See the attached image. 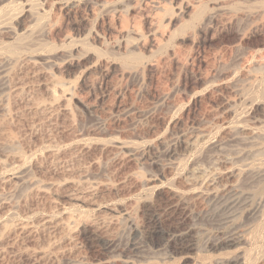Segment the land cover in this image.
Wrapping results in <instances>:
<instances>
[{
	"label": "rangeland",
	"instance_id": "1",
	"mask_svg": "<svg viewBox=\"0 0 264 264\" xmlns=\"http://www.w3.org/2000/svg\"><path fill=\"white\" fill-rule=\"evenodd\" d=\"M24 254L264 264V0H0V264Z\"/></svg>",
	"mask_w": 264,
	"mask_h": 264
},
{
	"label": "bare ground",
	"instance_id": "2",
	"mask_svg": "<svg viewBox=\"0 0 264 264\" xmlns=\"http://www.w3.org/2000/svg\"><path fill=\"white\" fill-rule=\"evenodd\" d=\"M73 6H75V5H73ZM78 6V5H77ZM77 6H75V7H77ZM75 7H72V8H75ZM21 87V86H20ZM23 87V86H22ZM32 93V92H31ZM27 107V106H26ZM25 107V108H26ZM53 108V107H52ZM50 109V108H49ZM45 113V112H44ZM50 113H51V111H50ZM49 119V118H48ZM39 122V121H38ZM42 123V122H41ZM37 124V123H36ZM44 124V123H43ZM59 133V132H58ZM57 133V134H58ZM61 133V132H60ZM64 133V132H63ZM52 135V134H51ZM34 137V136H33ZM56 138V137H55ZM54 138V139H55ZM43 139V138H42ZM47 140V139H46ZM57 140V139H56ZM56 142V141H55ZM43 143V142H42ZM49 149V148H48ZM52 150H54V149H52ZM169 151H170V149H168ZM80 151V150H79ZM167 152V151H166ZM171 152V151H170ZM178 154V153H177ZM57 160V159H56ZM58 162V161H57ZM161 164V163H160ZM157 165V164H156ZM59 167H61V166H59ZM62 168V167H61ZM76 170V169H75ZM63 174V173H62ZM67 174V173H66ZM71 174V173H70ZM83 188V187H82ZM222 188V187H221ZM220 188V189H221ZM224 188V187H223ZM222 190V189H221ZM220 190V191H221ZM224 190V189H223ZM222 190V191H223ZM232 190V189H231ZM226 191H227V189H226ZM234 191V190H233ZM83 192V191H82ZM91 192V191H90ZM228 192V191H227ZM218 193V192H217ZM230 193V192H229ZM235 193V192H234ZM234 193H233V195H234ZM236 193H237V191H236ZM223 194V193H222ZM228 194V193H227ZM72 195H74V194H72ZM236 195V194H235ZM58 196V195H57ZM68 196V195H67ZM80 196V195H79ZM78 196V197H79ZM217 196V195H216ZM220 196H221V194H220ZM222 196H224L225 197V195H222ZM219 197V194H218V196L217 197H219V199H218V203H217V205H219V208H218V212H219V210L221 211V212H226L227 210H230L231 208H233L235 205H236V203H237V201H238V197L236 198V196H235V198L233 197V196H231V197ZM227 196V195H226ZM228 196H229V194H228ZM78 197H77V199H78ZM81 197H83V196H81ZM87 198V197H86ZM92 198H93V195H92ZM215 199H216V197H215ZM78 200H82V198L80 199V197H79V199ZM88 200V199H87ZM92 200V199H91ZM159 200V199H158ZM55 201V200H54ZM53 201V202H54ZM57 201V200H56ZM55 201V202H56ZM77 201V200H76ZM216 201V200H215ZM84 202H86V200L84 201ZM243 202H244V200H243ZM65 203V202H64ZM95 203H96V201H95ZM166 203V202H165ZM61 204V203H60ZM59 204V205H60ZM161 204V203H160ZM159 204V205H160ZM247 204V203H246ZM244 206H245V204H243ZM64 206V205H63ZM161 206H163V205H161ZM215 207H217L216 206V204L214 205ZM170 207V206H169ZM173 207V206H172ZM237 207V206H236ZM239 207V206H238ZM162 208V207H161ZM160 208V209H161ZM171 208V207H170ZM165 209H167V208H165ZM169 209V208H168ZM216 209V208H215ZM214 209V210H215ZM236 209V208H235ZM162 210H164V209H162ZM170 210V209H169ZM237 210H238V208H237ZM167 211V210H166ZM174 211H176V210H174ZM217 211V210H216ZM231 211V210H230ZM171 212V211H170ZM220 212V213H221ZM232 212V211H231ZM231 212H229V213H231ZM65 213V212H64ZM164 213V212H163ZM167 213V212H166ZM175 213V212H174ZM228 213V214H229ZM61 214V213H60ZM59 214V215H60ZM219 214V213H218ZM222 214H224V213H222ZM226 214V213H225ZM159 215V214H158ZM168 215V214H167ZM166 215V216H167ZM221 215V214H220ZM152 217L150 218V220H149V224H148V231L146 232V235H145V238H146V241H148V242H151V243H153V241L156 239V237L157 236H162L163 238H166L167 239V241L168 242H170V243H173L174 245H176V246H178L176 249H177V251H184V250H186V249H190L191 250V248H193L192 246L193 245H191V243H190V241H188V240H190V239H188V235L187 234H180L181 232H180V230L178 229V228H176V224L174 225V224H163V222L161 223V221L156 217V216H154V215H151ZM223 216V215H222ZM221 216V217H222ZM226 216V215H225ZM47 217V216H46ZM216 217V216H215ZM227 217H228V215H227ZM106 218V217H105ZM171 218V217H170ZM221 220V218H217L216 220ZM60 220H62V219H60ZM166 220H167V218H166ZM165 220V221H166ZM171 220V219H170ZM174 221V220H173ZM223 221H226V220H223ZM230 221H231V219H230ZM220 222V221H219ZM171 223V222H170ZM177 223V222H176ZM180 223V222H179ZM221 223H223V222H221ZM225 223V222H224ZM56 224H58V223H56V221H55V219H54V221H52V220H48L47 222H46V225H47V227L49 226V229L50 230H54L55 231V229H57L56 227H58ZM178 224V223H177ZM226 224H228V222L226 223ZM181 225V224H180ZM25 226V225H24ZM102 226V225H101ZM220 226H221V224H220ZM223 226V225H222ZM224 226H225V224H224ZM26 227V226H25ZM39 227V226H38ZM44 227V226H43ZM46 227V226H45ZM46 227V228H47ZM181 227V226H180ZM230 227V226H229ZM24 228V227H23ZM27 229V228H26ZM24 230H25V228H24ZM42 230V229H41ZM181 230H185V229H181ZM18 231V230H17ZM40 231V230H39ZM49 232V231H48ZM184 232V231H183ZM187 232V231H186ZM26 233V232H25ZM179 233V234H178ZM188 233V232H187ZM228 233V232H227ZM32 234V233H31ZM36 235V234H35ZM223 235V234H222ZM230 235V234H229ZM234 235V234H233ZM233 235H230V236H224L225 238L224 239H221L220 241H218L217 242V246H222V245H224L225 247H231V246H234L235 244H237L236 243V238L233 236ZM27 236V235H26ZM191 236V235H190ZM51 237V236H50ZM90 237V236H89ZM223 237V236H222ZM88 238V237H87ZM87 238H85V239H87ZM51 239V238H50ZM94 239V238H93ZM87 240H90V239H87ZM91 240H92V238H91ZM93 241V240H92ZM27 243V242H26ZM144 243H145V241H144ZM167 243V242H166ZM147 244V243H146ZM154 244V243H153ZM167 246V245H166ZM175 246V247H176ZM141 247V246H140ZM169 248V247H168ZM3 249V248H2ZM25 250V249H24ZM28 250V249H27ZM5 252V251H4ZM24 252H26L27 253V251H24ZM94 252V251H93ZM120 252V251H119ZM25 253V254H26ZM19 254V253H18ZM21 255L22 257H21V259L18 261V262H20V264H29L30 262H36L37 260H35L33 257H31V256H28V255ZM31 255V254H30ZM33 255V254H32ZM20 256V255H19ZM18 256V257H19ZM20 258V257H19ZM2 259V258H1ZM18 259V258H17ZM35 264V263H34ZM222 264H240L239 263V261H237V260H232V261H226V262H223Z\"/></svg>",
	"mask_w": 264,
	"mask_h": 264
}]
</instances>
